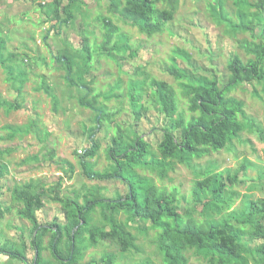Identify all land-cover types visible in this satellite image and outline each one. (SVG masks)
<instances>
[{"label":"rangeland","instance_id":"374dc122","mask_svg":"<svg viewBox=\"0 0 264 264\" xmlns=\"http://www.w3.org/2000/svg\"><path fill=\"white\" fill-rule=\"evenodd\" d=\"M244 1V19L260 20L252 31L233 32L214 16V8L222 10L237 24L240 11L234 0H164L155 7L171 12L172 21L162 33L148 37L120 14L127 0H118L119 13L108 0H0V264H26L11 254L26 255L28 264H35L33 228L20 215L23 204L13 198L15 190L38 194L43 203L35 213L38 225L46 228L38 264H59L50 250L54 225L63 232L61 253L71 252L66 202L81 207L92 203L85 231L109 232L115 223L133 240V249L122 252L111 239L89 244L84 232L75 264H102L109 256L113 264H163L157 248L159 228L96 203L124 199L127 186L119 180H87L80 168L92 140L98 150L87 160L89 169L115 173L108 151L119 137L128 144L134 135L147 145L144 160L156 165L133 169L146 181L147 191L171 199L183 222L199 228L230 224L246 249V264H264V238L253 237L257 228L264 231V84L246 73L242 84L227 94L243 104L242 133L223 150H205L182 164L159 153L162 116L149 82L152 78L172 86L179 113L186 120L193 117L170 70L176 65L193 78L227 84L230 57L247 63L243 43L257 44L264 26V18H258L264 0ZM104 23L118 29L108 46L103 44ZM60 58L71 62L69 78L86 84L89 91L68 82ZM132 84L139 85L142 97L143 111L136 115L128 98ZM82 98L96 100L95 107L107 119L98 124L97 114L79 105ZM208 179L210 185L201 187ZM221 181L223 190L215 198L213 189ZM183 255L187 264L211 262L191 248Z\"/></svg>","mask_w":264,"mask_h":264},{"label":"trees","instance_id":"16d2710c","mask_svg":"<svg viewBox=\"0 0 264 264\" xmlns=\"http://www.w3.org/2000/svg\"><path fill=\"white\" fill-rule=\"evenodd\" d=\"M115 12L120 11L118 0H108ZM164 0H127L128 7L120 14L124 19H128L131 25L137 27L139 31L151 37L164 31L166 25L172 21V13L156 9L155 4ZM234 4L240 11L238 23H234L226 15L213 9L214 16L219 21L224 22L233 32L252 31L260 20H245L241 9L245 7L244 0H234ZM259 14L264 18V2L260 5ZM104 42L108 46L118 29L104 23ZM260 41L257 44L244 42L243 50L250 57L247 63L242 62L238 57H230L227 63V70L230 73L227 84L220 86L215 79L206 77L193 78L178 66L170 70V75L180 82L184 95L187 97L189 111L194 114L186 120L179 113L178 102L172 86L164 82L149 78L150 87L153 90L154 98L159 105V112L162 116L163 140L158 146L159 153L164 159H176L179 163L187 164L191 157L201 156L205 150L218 152L223 150L233 139L237 138L243 130V125L239 118H245L243 104L232 97H228V92L236 86L242 84L246 73L258 83L264 84V26L259 35ZM60 64H64L68 73V82L77 85L70 77L72 73L71 62L66 58L58 59ZM183 82V83H181ZM77 86L89 91L84 83ZM139 85L132 84L128 88V98L133 113L140 114L143 107L140 106L142 97L138 92ZM89 102L87 98L79 100V105L83 108L95 112L98 116L97 123L101 124L108 115L104 111L95 107L96 100ZM91 147L81 156L80 168L82 174L90 181H110L119 180L127 186L128 194L124 199L117 201L96 202L99 205H106L107 208L130 212L131 218L148 221L155 228L161 230L157 240V248L162 256L163 264H187L183 252L187 248L194 249L197 253L210 257V264L217 259V264H225L229 261L238 264H246L243 254L245 247L240 242L239 233L230 224L214 225L208 224L206 228H199L191 223L183 222L176 210L172 207V200L168 197H159L153 194L152 190L145 189L146 181L140 180L134 173L136 167H155L153 162L145 161L148 153L147 145L143 139L137 135L130 143H124L122 137L113 142L108 151L109 159L117 167L113 174L92 172L87 160L93 158L98 150L96 144L91 140ZM211 180H206L201 187L209 186ZM214 185V184H213ZM222 181L219 186L213 189L215 198L223 190ZM15 200L23 204L20 215L28 220L32 225V235L30 245L35 252V264H38L41 257L40 236L46 228L38 225L35 213L43 207L41 197L38 194H30L27 191L15 190L13 194ZM92 203H87L84 207L75 202H66L67 218L70 225L71 234L69 241L71 252L64 256L60 251L63 239V232L59 226H52V238L50 250L53 258L59 264H75L77 256L80 254L78 248L79 240L84 232L88 235L86 239L89 244H96L98 241L106 239L115 240L119 243L121 251L127 252L133 249L132 237L120 226L112 224L109 232L100 231L97 228L85 231L86 214ZM82 223V224H81ZM253 237L264 238V231L257 228ZM2 253H6L3 251ZM10 257L18 259L26 264V255L18 256L11 254ZM114 258L109 256L101 261L102 264H113ZM33 264V263H32Z\"/></svg>","mask_w":264,"mask_h":264}]
</instances>
